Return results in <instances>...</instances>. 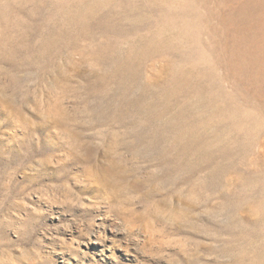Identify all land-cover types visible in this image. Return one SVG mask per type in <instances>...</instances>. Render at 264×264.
I'll return each mask as SVG.
<instances>
[{"label": "rangeland", "instance_id": "374dc122", "mask_svg": "<svg viewBox=\"0 0 264 264\" xmlns=\"http://www.w3.org/2000/svg\"><path fill=\"white\" fill-rule=\"evenodd\" d=\"M89 9L97 12L87 17ZM102 12L124 36L83 24ZM133 18L141 24L133 32L159 39L154 58L137 57L143 74L134 91L171 56L180 103V80L210 77L239 115L205 129L226 148H209L212 189L178 179L177 220L160 225L163 235L113 205L81 166L70 168L58 135L67 123L104 127L101 104L112 96H101L93 78L113 76L82 51L94 41L111 57H136L150 44L128 36ZM106 80L103 90L122 97ZM111 117L108 127L118 121ZM156 240L171 244L158 250ZM0 264H264V0H0Z\"/></svg>", "mask_w": 264, "mask_h": 264}, {"label": "bare ground", "instance_id": "6f19581e", "mask_svg": "<svg viewBox=\"0 0 264 264\" xmlns=\"http://www.w3.org/2000/svg\"><path fill=\"white\" fill-rule=\"evenodd\" d=\"M91 10L96 11L95 9ZM91 10H87L85 16L88 17L90 13L92 14ZM120 11L125 12V10ZM141 11L143 12V10ZM113 18L109 13L102 12L95 18H90V21L86 19L83 24H90L95 20L94 23L97 24L98 29L114 28L120 36H124L126 29L122 28L120 22L113 23ZM134 20V22L132 20V25L128 26V30L131 31L128 36H132L133 43L138 45L146 40L147 44L154 47L147 45L144 49H142L144 46L138 47L135 49L136 57L133 53H125L121 57L114 55L111 57L100 46H94L96 44L92 41L82 51L84 56L95 53L92 57L99 70L103 71L106 67L108 73L113 76L110 77L104 72V75L95 73L93 78V83L98 84V88H102L101 96L103 93L112 96L101 104L100 116L103 119L102 122L105 120L104 127L92 124L89 126L91 127L90 131H83L78 130V126L72 128V125L67 123V128L60 127L58 135L69 146L65 152L66 156L64 153L63 155L64 159L69 162L70 168L75 165L81 166L95 185L111 193L110 202L113 205L126 207L131 211L134 222H147L150 227L156 228L155 235H161V233L163 235L165 232L163 233V228H159L160 225H166L169 220H177L178 179L189 181L194 178L198 181L197 184L202 191H211L212 189V182L209 181L212 177L210 165L212 156L209 148L219 152H225L226 148L219 147L214 143L216 138H212L208 134V129L219 123L218 117L221 121L227 118L228 121L235 122L239 120V115L237 111L230 113L224 106L223 99L217 97L220 86L216 85L210 77L204 82H192L191 79L180 80V83H183V96L187 98V101L180 103L177 99V94H180V86L177 89V65L169 60L171 56L168 60L166 59L167 63L161 65L163 67L159 71L148 76L145 80L142 79L141 91H134L132 86L137 85L138 77L141 79L143 74V70L140 69L142 61L137 57L143 55V52L144 56L151 55L152 57L157 53L155 47L159 40L157 35L148 38L145 34L143 36L142 33H137L136 29L141 24L140 21ZM136 26L137 28L133 32L131 29ZM85 27L91 28L89 25ZM63 47L66 48L69 45L64 42ZM93 47L96 49L91 51ZM60 48L62 46H59L58 49ZM95 50L97 52H94ZM54 62H56L55 59ZM128 73L132 74L130 78ZM108 78L113 79L111 80L112 84L117 82V86L123 92L122 97L115 95L118 93L114 92L113 94L103 90V86L108 84V80H106ZM153 87L157 88L156 92L153 91ZM111 102L112 107L109 106ZM202 108V113L193 111L195 109L202 110ZM190 111H193L191 116L187 114ZM59 114H62L61 111ZM183 116L189 117L181 119ZM70 117L68 115L67 120ZM110 117L118 121L108 127L106 125ZM61 123L66 124L62 121ZM207 127L208 129L205 130ZM98 138L100 140L96 141L95 139ZM205 169L207 170L205 171ZM199 170L205 171L206 176L202 178L198 173ZM156 242L159 243L158 250L166 244H171L166 240H156Z\"/></svg>", "mask_w": 264, "mask_h": 264}]
</instances>
